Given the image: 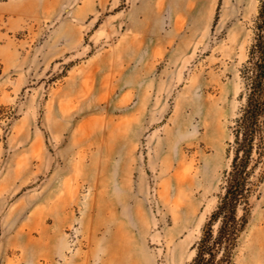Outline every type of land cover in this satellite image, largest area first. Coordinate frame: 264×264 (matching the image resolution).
Masks as SVG:
<instances>
[{
	"label": "rangeland",
	"instance_id": "1",
	"mask_svg": "<svg viewBox=\"0 0 264 264\" xmlns=\"http://www.w3.org/2000/svg\"><path fill=\"white\" fill-rule=\"evenodd\" d=\"M259 3L0 0V264H105L119 224L136 264L192 260ZM251 205L236 264H264V181Z\"/></svg>",
	"mask_w": 264,
	"mask_h": 264
},
{
	"label": "trees",
	"instance_id": "2",
	"mask_svg": "<svg viewBox=\"0 0 264 264\" xmlns=\"http://www.w3.org/2000/svg\"><path fill=\"white\" fill-rule=\"evenodd\" d=\"M254 32L242 67L241 98L245 100L230 126V168L219 202L207 217L195 243V255L187 264H236L235 254L250 218L251 197L264 181V0L259 3Z\"/></svg>",
	"mask_w": 264,
	"mask_h": 264
},
{
	"label": "bare ground",
	"instance_id": "3",
	"mask_svg": "<svg viewBox=\"0 0 264 264\" xmlns=\"http://www.w3.org/2000/svg\"><path fill=\"white\" fill-rule=\"evenodd\" d=\"M103 183H104V181H103ZM101 193H103V192H101ZM94 201L95 200H93V205H94ZM92 211H93V209H92ZM92 216H93V214H92ZM113 217L114 216L112 215L110 218L105 217L104 219L107 222V220H111ZM260 236H262L263 238H260ZM130 241H131V237H130L127 229L124 226L119 224L116 232L109 238V242H112V243L110 245V249L108 251L109 256L107 255V258L105 260V264H136L135 259L132 257ZM257 241H258L257 245H261V246L264 245V232L259 234ZM256 250L258 251L259 249H256Z\"/></svg>",
	"mask_w": 264,
	"mask_h": 264
}]
</instances>
